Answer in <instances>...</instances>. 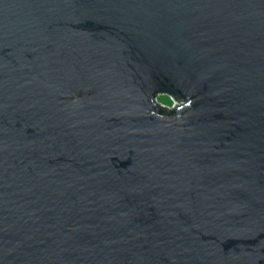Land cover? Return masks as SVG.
Here are the masks:
<instances>
[{
  "label": "water",
  "instance_id": "water-1",
  "mask_svg": "<svg viewBox=\"0 0 264 264\" xmlns=\"http://www.w3.org/2000/svg\"><path fill=\"white\" fill-rule=\"evenodd\" d=\"M0 264H264V0H0Z\"/></svg>",
  "mask_w": 264,
  "mask_h": 264
},
{
  "label": "rangeland",
  "instance_id": "rangeland-1",
  "mask_svg": "<svg viewBox=\"0 0 264 264\" xmlns=\"http://www.w3.org/2000/svg\"><path fill=\"white\" fill-rule=\"evenodd\" d=\"M156 101L158 104H161L165 107H172L173 106V101L171 97L167 94H160L157 96Z\"/></svg>",
  "mask_w": 264,
  "mask_h": 264
},
{
  "label": "built area",
  "instance_id": "built-area-1",
  "mask_svg": "<svg viewBox=\"0 0 264 264\" xmlns=\"http://www.w3.org/2000/svg\"><path fill=\"white\" fill-rule=\"evenodd\" d=\"M173 101V106L172 107H165V106H163V105H161V106H163V108H165V110H167V111H169V110H172L175 106H177L179 103H177V102H175L174 100H172Z\"/></svg>",
  "mask_w": 264,
  "mask_h": 264
},
{
  "label": "trees",
  "instance_id": "trees-1",
  "mask_svg": "<svg viewBox=\"0 0 264 264\" xmlns=\"http://www.w3.org/2000/svg\"><path fill=\"white\" fill-rule=\"evenodd\" d=\"M166 111H163V113L165 114Z\"/></svg>",
  "mask_w": 264,
  "mask_h": 264
}]
</instances>
